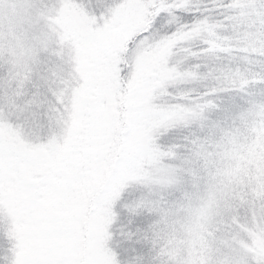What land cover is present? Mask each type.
Masks as SVG:
<instances>
[{
    "label": "snow or ice",
    "instance_id": "snow-or-ice-1",
    "mask_svg": "<svg viewBox=\"0 0 264 264\" xmlns=\"http://www.w3.org/2000/svg\"><path fill=\"white\" fill-rule=\"evenodd\" d=\"M261 146L264 0H0V264H264Z\"/></svg>",
    "mask_w": 264,
    "mask_h": 264
},
{
    "label": "rangeland",
    "instance_id": "rangeland-1",
    "mask_svg": "<svg viewBox=\"0 0 264 264\" xmlns=\"http://www.w3.org/2000/svg\"><path fill=\"white\" fill-rule=\"evenodd\" d=\"M254 155L259 158L261 155H264V146H261L260 152H254Z\"/></svg>",
    "mask_w": 264,
    "mask_h": 264
},
{
    "label": "trees",
    "instance_id": "trees-1",
    "mask_svg": "<svg viewBox=\"0 0 264 264\" xmlns=\"http://www.w3.org/2000/svg\"><path fill=\"white\" fill-rule=\"evenodd\" d=\"M237 99H239V98H237Z\"/></svg>",
    "mask_w": 264,
    "mask_h": 264
}]
</instances>
